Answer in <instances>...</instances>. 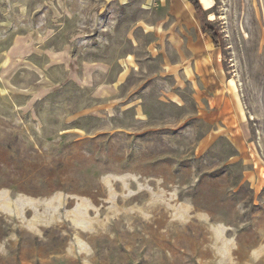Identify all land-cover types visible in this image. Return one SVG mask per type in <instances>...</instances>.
I'll list each match as a JSON object with an SVG mask.
<instances>
[{"label":"rangeland","instance_id":"374dc122","mask_svg":"<svg viewBox=\"0 0 264 264\" xmlns=\"http://www.w3.org/2000/svg\"><path fill=\"white\" fill-rule=\"evenodd\" d=\"M197 1L0 0V264H264V0Z\"/></svg>","mask_w":264,"mask_h":264},{"label":"trees","instance_id":"16d2710c","mask_svg":"<svg viewBox=\"0 0 264 264\" xmlns=\"http://www.w3.org/2000/svg\"><path fill=\"white\" fill-rule=\"evenodd\" d=\"M194 8L195 12L200 13L202 12V8L200 6V3L197 0H187ZM203 30L208 33V35L213 39V42H215L216 35L210 29H207L205 26L203 27Z\"/></svg>","mask_w":264,"mask_h":264}]
</instances>
